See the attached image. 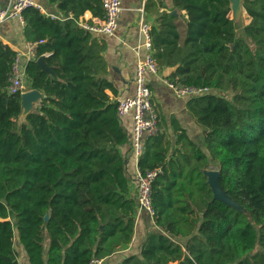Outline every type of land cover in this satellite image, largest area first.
<instances>
[{
	"label": "trees",
	"instance_id": "trees-1",
	"mask_svg": "<svg viewBox=\"0 0 264 264\" xmlns=\"http://www.w3.org/2000/svg\"><path fill=\"white\" fill-rule=\"evenodd\" d=\"M49 1L62 18L22 12L26 41L45 40L26 65L28 89L44 97L25 116L21 95L5 90L15 51L0 38V264H21L17 244L27 264H92L135 233L131 137L108 92L118 94L106 43L80 26L88 10L103 18L102 0ZM241 4L250 20L239 30L231 0H146L159 72L210 90L186 103L205 147L175 120L172 140L153 103L159 133L138 166L160 169L156 229L120 264H264V0ZM210 170L238 208L214 197Z\"/></svg>",
	"mask_w": 264,
	"mask_h": 264
},
{
	"label": "crops",
	"instance_id": "crops-1",
	"mask_svg": "<svg viewBox=\"0 0 264 264\" xmlns=\"http://www.w3.org/2000/svg\"><path fill=\"white\" fill-rule=\"evenodd\" d=\"M163 1L170 5V0ZM121 2L122 11L118 19V29L116 33L113 36L100 33L93 34V37L97 38L99 41H105L106 43V49L103 55L109 67L108 79L114 84L118 90V94L117 96H113L110 91L108 92L115 100L132 97L135 94L134 79L137 64L135 47L140 42L139 18L142 14V10H144L147 20L153 23L155 20V16L145 10L146 0H121ZM8 3L9 0H0V7L4 8ZM37 3L42 6L43 10L41 11L45 15L52 16L53 18L63 17L62 12L57 9L54 3H50L49 0H37ZM96 19L101 18L94 17L89 10L80 17V21L88 23H92ZM249 20L250 18L248 17L246 23H248ZM0 38L14 51L24 50L28 42L25 39L24 23L17 18L6 21L0 26ZM164 75V72H159L157 75L149 74V82L152 87L153 103H155L158 111L164 117L168 131L172 135V122L175 120L187 131L189 137L194 142L201 147H205L204 130L196 124L187 110L186 103L188 98L176 96L172 89L168 87ZM37 105L38 103L36 106ZM121 121L131 137L133 129L132 113L123 116ZM171 137L172 140H175L174 135ZM123 150L128 159V173L131 177H135L138 169V158L132 154L129 145L123 147ZM129 188L131 194L136 196L134 181H131ZM135 221V233L132 242L120 247L112 256L104 261L102 260L101 264H120L126 256L137 253L145 235L149 231L156 229L153 218L144 210L135 212Z\"/></svg>",
	"mask_w": 264,
	"mask_h": 264
},
{
	"label": "built area",
	"instance_id": "built-area-1",
	"mask_svg": "<svg viewBox=\"0 0 264 264\" xmlns=\"http://www.w3.org/2000/svg\"><path fill=\"white\" fill-rule=\"evenodd\" d=\"M104 16L92 23L80 21V26L92 33H100L113 36L118 29V19L122 11L121 0H102ZM35 7L40 11L42 6L37 0H9L6 7H0V26L10 19L17 18L22 23V12L27 8ZM42 12V11H41ZM154 23L147 20L144 10L139 18L140 42L135 47L137 64L135 69V94L118 100L116 107L117 115L123 116L132 113V154L138 158L145 152V138L159 133L158 114L152 102V89L149 85V74H159L157 63L154 59V46L152 41V30ZM45 40L27 42L24 50H16L13 58L10 75L5 90L10 95L20 94L28 90L26 85V65L28 61L36 58L38 47ZM168 87L180 98H190L209 92L207 87L176 85L166 81ZM139 164V162H138ZM160 173L159 168L141 171L135 174V186L137 197L136 211H146L153 218V183ZM102 260H94L92 264H101Z\"/></svg>",
	"mask_w": 264,
	"mask_h": 264
},
{
	"label": "water",
	"instance_id": "water-1",
	"mask_svg": "<svg viewBox=\"0 0 264 264\" xmlns=\"http://www.w3.org/2000/svg\"><path fill=\"white\" fill-rule=\"evenodd\" d=\"M242 0H231L232 11L237 16L242 8ZM234 18V16H233ZM237 18V17H236ZM39 66L46 72H52V69L47 65L45 58L42 56L37 59ZM44 97V94L36 89H28L21 95L22 105H23V115L25 116L29 112L33 111L36 108V104ZM205 174L208 176V182L211 186V189L214 193V197L222 200L223 202L232 205L238 208V205L230 199L224 190H222L219 182L220 173L218 170L206 171ZM49 213H47L45 220L49 219Z\"/></svg>",
	"mask_w": 264,
	"mask_h": 264
},
{
	"label": "rangeland",
	"instance_id": "rangeland-1",
	"mask_svg": "<svg viewBox=\"0 0 264 264\" xmlns=\"http://www.w3.org/2000/svg\"><path fill=\"white\" fill-rule=\"evenodd\" d=\"M234 16V19L237 21L238 23V28L239 30L242 29L243 25L247 22L248 20V17H247V14L243 11V9L241 8L240 12H238L237 16H235V14L231 13V17ZM237 17V19H236ZM219 94H224V93H219ZM226 96H228L229 98L231 97V95L227 94ZM203 129V128H202ZM204 130V129H203ZM204 136V134H203ZM17 247V251H18V259H19V262L21 264H27V258H26V255H25V252L23 251V249L21 248V246H19L18 244L16 245Z\"/></svg>",
	"mask_w": 264,
	"mask_h": 264
}]
</instances>
